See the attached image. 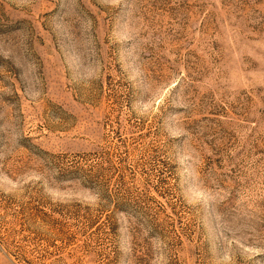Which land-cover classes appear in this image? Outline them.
<instances>
[{"label":"rangeland","instance_id":"1","mask_svg":"<svg viewBox=\"0 0 264 264\" xmlns=\"http://www.w3.org/2000/svg\"><path fill=\"white\" fill-rule=\"evenodd\" d=\"M0 264H264V0H0Z\"/></svg>","mask_w":264,"mask_h":264}]
</instances>
